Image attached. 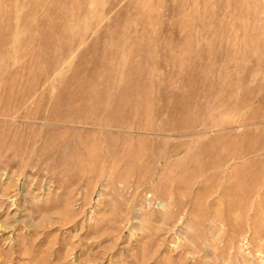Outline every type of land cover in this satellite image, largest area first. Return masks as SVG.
<instances>
[{"label": "rangeland", "instance_id": "obj_1", "mask_svg": "<svg viewBox=\"0 0 264 264\" xmlns=\"http://www.w3.org/2000/svg\"><path fill=\"white\" fill-rule=\"evenodd\" d=\"M0 264H264V0H0Z\"/></svg>", "mask_w": 264, "mask_h": 264}]
</instances>
